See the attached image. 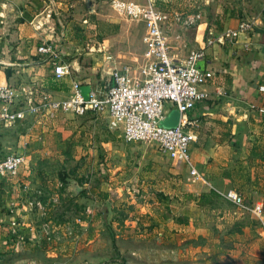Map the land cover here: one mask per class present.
Listing matches in <instances>:
<instances>
[{
  "label": "rangeland",
  "instance_id": "1",
  "mask_svg": "<svg viewBox=\"0 0 264 264\" xmlns=\"http://www.w3.org/2000/svg\"><path fill=\"white\" fill-rule=\"evenodd\" d=\"M90 1L91 12L85 0L53 1L68 72L75 79L77 64L78 82H98L104 63L120 66L102 60L97 46L103 40L113 55L129 52L135 63L141 58L140 24L116 16L109 0ZM154 5L168 16L187 9L183 0ZM190 28L165 31L188 38ZM68 81L55 86L66 88ZM104 122L40 119V139L23 148L16 175L0 178V264H264V230L256 221L224 201L221 190L200 187L183 164L151 144L124 143ZM17 143L15 129L0 126V157L15 154ZM260 182L262 188L246 185L239 194L244 204H262L264 220V178ZM11 221L19 225L12 228Z\"/></svg>",
  "mask_w": 264,
  "mask_h": 264
},
{
  "label": "crops",
  "instance_id": "2",
  "mask_svg": "<svg viewBox=\"0 0 264 264\" xmlns=\"http://www.w3.org/2000/svg\"><path fill=\"white\" fill-rule=\"evenodd\" d=\"M53 1L0 0V84L13 87L19 98L32 92H44L60 99L67 96L68 86L72 82L78 84L79 93L84 97L90 88L102 89L108 79L107 76L106 80L103 79V73L116 67L104 63L98 82H95L94 77L78 82L76 75L79 76L81 70L77 64H73L75 79L68 72L60 80H54L52 70L55 65H71L67 58L68 46L62 26L58 19L56 22L52 19V15L58 14ZM248 20L254 22L251 29L240 34L232 43H221L217 39L223 30L235 29L239 23ZM186 32L191 33L188 38L182 34L176 35L172 29L165 33L170 56L181 60L189 51L202 50L203 55L196 62V68L213 74L212 79L203 86L208 98L198 102L186 114L190 122H195L190 128L194 141L188 149L190 165L199 180L195 181L200 187L205 185L216 192L232 190L238 195L240 187L246 185L252 189L262 188L260 180L264 178V115H260L258 110L264 109V56L256 52L254 46H264V1L206 0L201 20ZM108 43L111 42L103 40L97 46V51L100 50L99 53L103 55L102 60L107 58L112 60L110 63L136 66L135 56L129 52L117 51L113 55L106 51ZM44 45L52 47L53 53H37V48ZM66 78L69 80L67 91L65 86H55ZM215 90H220L223 95L216 96ZM226 100H231L232 106H227ZM165 108L163 122L172 123L177 120L173 108L169 105ZM61 116L69 115H57ZM88 116L96 117L86 114L80 118ZM40 119H28L9 126L15 129L18 137L19 150L15 154L21 155L23 161V148L29 146L31 138L37 141L40 139V134L36 131ZM104 123L107 129L106 120ZM7 155L11 154L4 156ZM185 168L189 173V169ZM1 177L4 176L0 175ZM8 201L9 205L13 204V195ZM7 209L10 213L17 212ZM11 223L12 221L9 226L12 228L19 225L18 222Z\"/></svg>",
  "mask_w": 264,
  "mask_h": 264
},
{
  "label": "built area",
  "instance_id": "3",
  "mask_svg": "<svg viewBox=\"0 0 264 264\" xmlns=\"http://www.w3.org/2000/svg\"><path fill=\"white\" fill-rule=\"evenodd\" d=\"M183 1L186 2V11H174L168 16L167 12L155 7V0H109L108 6L116 16L142 26L140 62L136 66L122 64L112 67L104 73L108 78L106 85L102 89L90 88L84 97L79 93L76 82L70 84L67 96L60 99L44 92H32L19 98L13 87L0 84V126L47 116L80 118L91 114L104 118L108 130L119 131L124 143L151 144L169 160L185 165L189 173L196 177L188 155L189 145L194 141L190 128L195 122H190L186 114L198 102L208 98L203 86L213 74L196 68V62L203 55L202 50L189 51L181 60L169 54L165 28L172 25L183 29L195 26L201 20L206 2ZM253 24L252 20L243 21L235 29L223 30L217 39L221 43H232L240 34L249 31ZM36 51L50 55L53 48L44 45ZM52 73L55 81L60 80L68 75V65H55ZM214 93L216 96L223 95L220 90ZM166 105L178 114L173 127L161 126ZM258 113L264 115V109H259ZM22 162L21 155L4 156L0 160V175L15 176ZM218 195L240 212L248 214L264 230L260 203L244 204L241 196L232 190ZM36 206L39 207V203Z\"/></svg>",
  "mask_w": 264,
  "mask_h": 264
},
{
  "label": "water",
  "instance_id": "4",
  "mask_svg": "<svg viewBox=\"0 0 264 264\" xmlns=\"http://www.w3.org/2000/svg\"><path fill=\"white\" fill-rule=\"evenodd\" d=\"M84 4H85V7L88 8V12H91L92 11L91 10V8H92V2L90 0H85ZM254 50L256 52L260 53L261 56H264V46H260V45L254 46ZM232 103L233 102L231 100H226V102H225V104L227 106H232ZM175 114H176V119H177L178 114L177 113H175ZM176 121L177 120H174L172 123H165V122L162 121L163 124L162 123L161 124L163 125V127H173V126H175Z\"/></svg>",
  "mask_w": 264,
  "mask_h": 264
},
{
  "label": "trees",
  "instance_id": "5",
  "mask_svg": "<svg viewBox=\"0 0 264 264\" xmlns=\"http://www.w3.org/2000/svg\"><path fill=\"white\" fill-rule=\"evenodd\" d=\"M102 197H104V195Z\"/></svg>",
  "mask_w": 264,
  "mask_h": 264
}]
</instances>
